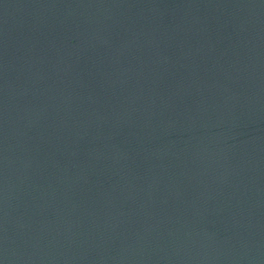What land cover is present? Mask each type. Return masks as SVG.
<instances>
[{
    "label": "water",
    "instance_id": "water-1",
    "mask_svg": "<svg viewBox=\"0 0 264 264\" xmlns=\"http://www.w3.org/2000/svg\"><path fill=\"white\" fill-rule=\"evenodd\" d=\"M0 264H264V0H0Z\"/></svg>",
    "mask_w": 264,
    "mask_h": 264
}]
</instances>
